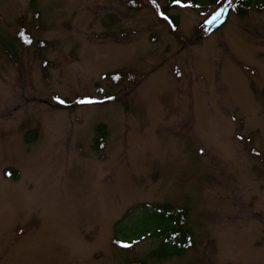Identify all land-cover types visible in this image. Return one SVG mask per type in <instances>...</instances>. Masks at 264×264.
I'll list each match as a JSON object with an SVG mask.
<instances>
[{
	"label": "rangeland",
	"instance_id": "374dc122",
	"mask_svg": "<svg viewBox=\"0 0 264 264\" xmlns=\"http://www.w3.org/2000/svg\"><path fill=\"white\" fill-rule=\"evenodd\" d=\"M235 3L0 0V264H264V10ZM151 204L182 256L148 257Z\"/></svg>",
	"mask_w": 264,
	"mask_h": 264
},
{
	"label": "trees",
	"instance_id": "16d2710c",
	"mask_svg": "<svg viewBox=\"0 0 264 264\" xmlns=\"http://www.w3.org/2000/svg\"><path fill=\"white\" fill-rule=\"evenodd\" d=\"M186 4L193 6H212L217 0H183ZM177 0H168V5L162 9V14L168 16L169 4H174ZM254 7L257 10H264V0H236L232 7L233 13L238 17L247 15L248 10ZM174 25L177 26V18H172ZM21 34L17 35L18 40L24 39ZM23 42V43H22ZM40 45V43H38ZM113 80H117L116 75H112ZM95 149L101 148L102 141L105 137V126L99 125L96 128ZM35 138H32V140ZM16 179V177H12ZM146 217L142 218L145 223L146 233L149 237L160 240L157 249L150 252L148 257L152 259H168L171 257L182 256L192 245V232L187 226V212L183 208L173 207L169 204H151L143 205Z\"/></svg>",
	"mask_w": 264,
	"mask_h": 264
},
{
	"label": "snow or ice",
	"instance_id": "6c2138e0",
	"mask_svg": "<svg viewBox=\"0 0 264 264\" xmlns=\"http://www.w3.org/2000/svg\"><path fill=\"white\" fill-rule=\"evenodd\" d=\"M177 3H179V0H177ZM222 11H223V9H221V12H222ZM219 14H220V13H217V15H216V17H214V19H215V18H218V17H219ZM165 19H166V17H165ZM60 103H63V101H60Z\"/></svg>",
	"mask_w": 264,
	"mask_h": 264
}]
</instances>
